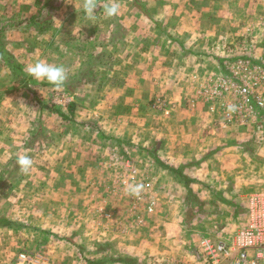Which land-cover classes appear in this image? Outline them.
I'll use <instances>...</instances> for the list:
<instances>
[{"label":"rangeland","instance_id":"1","mask_svg":"<svg viewBox=\"0 0 264 264\" xmlns=\"http://www.w3.org/2000/svg\"><path fill=\"white\" fill-rule=\"evenodd\" d=\"M252 1L118 0L120 12L109 18L103 8L112 0H97L89 20L83 0H0V263L25 249L51 264H213L203 241L244 223L248 193L229 195L234 209L223 195L203 203L173 183L172 164L157 162L173 139L172 120L165 138L157 128L165 112L206 103L204 77L188 74L190 52L211 55L237 37L262 43L264 30L248 26ZM40 7V20L30 21ZM236 21L244 25L237 34ZM37 61L62 65L63 86L30 76ZM22 155L33 161L28 174L16 165ZM137 184L143 190L133 196L128 188Z\"/></svg>","mask_w":264,"mask_h":264},{"label":"crops","instance_id":"2","mask_svg":"<svg viewBox=\"0 0 264 264\" xmlns=\"http://www.w3.org/2000/svg\"><path fill=\"white\" fill-rule=\"evenodd\" d=\"M252 2V10L247 12L249 15L247 18L250 19L249 29L256 32L261 27L259 30H264V0ZM42 7L34 15L43 13ZM239 30H244V25H239L236 21L235 33L240 32ZM3 32L4 26L1 25L0 39ZM258 32L253 34L259 36ZM240 39L237 37L230 41L233 46L224 43L218 48H212L224 50L226 52L224 57H220L222 53H217L219 50L211 55L194 52L188 54L187 59L191 62L186 66L191 69L188 74L192 77L201 75L205 79L201 94L203 96L204 93L206 103L203 101L204 105H201L199 101L198 104L188 105L187 108H174L168 118L164 117L167 114L165 112L161 117V125L157 128V133L161 137L168 136L167 119H171L176 132L171 133L174 134L173 139L165 143L168 149H161L165 151L164 157L160 156L157 159V162L165 165L172 164L170 176L175 180L173 183L178 182L192 189L203 203L210 202L216 193L223 195L225 201L230 198L229 195L237 197L239 194L248 193L244 200L246 207L243 214L244 223L228 236L221 237V234L218 237L227 240L234 239L244 224L250 221L249 210L253 198L259 202V197L264 194V113L258 107L255 96V93L264 91V52H261L264 50V37L262 43L252 39L247 46L248 40H244L247 42L242 45ZM244 46L252 53L249 55L232 53L240 51ZM259 50L261 53L257 52ZM201 55L202 61L195 62ZM146 59V66L153 64L151 57ZM4 64L12 65L7 60ZM13 65L19 66V62ZM201 67L203 68L200 71ZM192 77L190 76L189 80ZM149 82L140 80L142 90L150 88ZM126 83L124 88L127 90L129 83ZM162 87L164 88L163 83ZM246 87L249 89L248 92L244 90ZM194 93L193 90L190 94ZM144 95L148 96L145 91ZM122 96L125 103L129 102L127 110L131 114H136L139 108L135 104L130 105L134 102L131 99L128 101L129 97L126 94ZM156 101L157 99L155 103ZM141 113L142 109L139 114ZM183 135H187V138L182 137ZM178 170L183 174L181 179L185 177L187 181L183 180V183L177 181ZM227 202H230L234 209L237 208L234 201ZM141 252L137 251V255H141Z\"/></svg>","mask_w":264,"mask_h":264},{"label":"built area","instance_id":"3","mask_svg":"<svg viewBox=\"0 0 264 264\" xmlns=\"http://www.w3.org/2000/svg\"><path fill=\"white\" fill-rule=\"evenodd\" d=\"M244 90L249 91L247 87ZM255 96L258 107L264 113V91L255 93ZM249 216H251L250 221L244 224L243 229L236 234L234 239L219 238L216 242L212 237L204 239V251L213 264L226 259H232L231 264H264V194L259 197V202L253 198ZM0 264H51V259L43 253L23 249L10 263Z\"/></svg>","mask_w":264,"mask_h":264},{"label":"clouds","instance_id":"4","mask_svg":"<svg viewBox=\"0 0 264 264\" xmlns=\"http://www.w3.org/2000/svg\"><path fill=\"white\" fill-rule=\"evenodd\" d=\"M99 5L97 0H83V12L89 20L96 17ZM120 12L118 0H112L103 8V14L109 18L115 17ZM27 73L36 80H46L54 87H61L67 80V71L62 65H52L44 61H37L26 69ZM231 110V109H230ZM16 165L21 174H28L32 167L33 161L27 155L18 156ZM143 190L142 184L129 186L128 191L133 196H139Z\"/></svg>","mask_w":264,"mask_h":264},{"label":"trees","instance_id":"5","mask_svg":"<svg viewBox=\"0 0 264 264\" xmlns=\"http://www.w3.org/2000/svg\"><path fill=\"white\" fill-rule=\"evenodd\" d=\"M43 13H40L39 15H34L31 17V19H29L30 21H39L40 18L42 17ZM14 67V66H13ZM15 68L20 69V66H15ZM74 109H75V103H70L69 104V110L70 112L74 113ZM61 117H63L64 119H68V120H72V117H70V115H68L65 111L61 110V109H56L55 110Z\"/></svg>","mask_w":264,"mask_h":264}]
</instances>
